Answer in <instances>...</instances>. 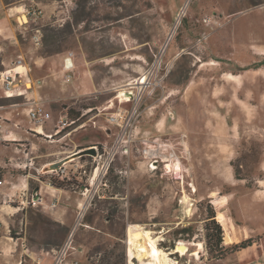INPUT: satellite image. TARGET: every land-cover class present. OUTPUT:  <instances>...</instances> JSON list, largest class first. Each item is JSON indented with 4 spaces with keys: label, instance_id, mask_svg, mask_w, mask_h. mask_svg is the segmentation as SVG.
Listing matches in <instances>:
<instances>
[{
    "label": "rangeland",
    "instance_id": "374dc122",
    "mask_svg": "<svg viewBox=\"0 0 264 264\" xmlns=\"http://www.w3.org/2000/svg\"><path fill=\"white\" fill-rule=\"evenodd\" d=\"M185 1L11 0L8 3L10 6L36 5L42 9L37 23L27 20L25 36L17 33L18 46L28 54L22 57L24 65L30 57L52 58L72 52L75 74L65 81L66 73L60 71L58 62L53 83H49L45 91L47 96L41 93L53 122L55 120L56 124L59 115H65L69 107L87 115L84 127L71 134L65 133L55 139L28 134L36 141L37 145L32 143L33 164L40 170V173L33 168L29 170L28 198L34 196L35 185L51 178L49 171H41L44 163L92 144L111 143L116 128L111 126V137L107 139L102 129H109L105 115H96L87 108L96 106V113L97 107L108 104V100H117L114 96L120 87L141 76L155 88L152 94L149 89L144 92L137 128L173 140L185 134L189 155L187 159L181 158V164L188 168L182 180L151 170L134 152L117 151L106 178L99 184V195L91 199L84 194L85 188H89L90 175L87 177L83 170L91 171L95 161L90 154L70 161L67 169L74 170V174L65 181L71 184L66 189H56L69 191L73 197L72 224L78 207L82 203L87 207L82 220L86 225L79 226L72 241L77 248L73 255L81 262L86 257L97 256L98 264L102 259L104 264V256L108 254L110 262L122 257V264H128L125 240L129 224L149 230L159 247L160 243L175 246L178 241L201 243L198 258L162 248L170 257L169 264H218V259L232 253L226 251L244 240L240 231L233 229L231 234V226L226 229L219 223L227 218L216 211L225 212L234 226L245 223L240 202L258 180L264 179V65L254 69L264 62V0H188L186 11L175 27ZM35 26L43 35L47 33L46 28L60 33L59 52L38 55L44 47L36 49L29 40L31 28ZM45 36L50 42V37ZM3 50L2 56L13 55L14 60L18 57L15 53L19 48L8 41ZM10 67L2 66V70ZM27 74L30 78L28 90L45 85L42 74H36L34 69ZM28 93L26 97H5L0 85V99H11L0 104L5 106L0 113L12 111L14 114L21 110L23 104H11L34 99L27 97ZM129 106V103L124 105L125 108ZM169 111L173 118L169 117ZM160 118L165 120L163 126L157 123ZM27 123L25 120L23 125ZM33 124L30 122L29 126ZM4 126L22 137L27 136L23 128L12 123ZM29 142L32 141H26L27 146ZM10 151L11 147L8 149L0 142V164L7 163L10 156L22 155V151ZM103 159L104 155L96 158L99 162ZM1 170L6 179L21 180L25 175L10 165ZM7 185L16 199L11 204L19 205L20 190L11 187V183ZM47 195L43 188L41 205H25L23 210L18 209L9 227V238H6L10 244L16 241L17 249L19 242L24 241L41 258L47 256L41 248L47 249V242L54 238H59L61 244L72 226L64 224L68 230L60 237L54 225L47 226L43 219L30 218L29 209H32L56 221L49 214V210H54L49 204L53 200L58 203V199ZM5 199L8 202L7 196ZM245 230L244 226L243 232ZM263 235L264 232L251 235L252 242L247 247L262 251ZM6 240L3 246L0 244V259L10 257L14 262L18 254L5 253ZM195 248L188 245L189 251ZM110 250L115 258L114 255L110 257ZM135 258L133 256L132 264L139 263ZM48 262L47 259L45 264Z\"/></svg>",
    "mask_w": 264,
    "mask_h": 264
},
{
    "label": "built area",
    "instance_id": "2783aa9c",
    "mask_svg": "<svg viewBox=\"0 0 264 264\" xmlns=\"http://www.w3.org/2000/svg\"><path fill=\"white\" fill-rule=\"evenodd\" d=\"M21 12L34 23H37L39 16L42 14V9L36 5L28 7L24 4L22 6ZM26 23L27 21H25L23 33L24 36L25 32L27 31ZM29 40L32 42L34 48L37 49L41 46L42 31L38 26L31 28ZM71 56L72 52H69L68 58H71ZM13 63L14 66L0 71V85L3 90V95L5 97H13L14 95H23L26 97V92L30 87V78L26 70L21 72L16 71L18 66H21L23 69H25L23 58L18 56L15 58ZM70 77L71 74L66 73L64 80L68 81ZM141 78H144L142 83L137 84V79L133 82V84H130L131 82H129L124 87L120 88L124 91H131L132 95L130 97H124L120 102L115 100L113 104V110H101V105L97 107L96 113H94L96 115H105V120L110 132L111 126H114L116 130L114 133L115 136H113V139L109 145L107 143H103L101 145L96 143L91 145L95 148V154L90 155L93 159V162L95 161V165L91 171H88V173L85 169L83 170L87 177L90 175L89 188H85L84 194L86 193V196L90 197L91 199L95 195H99L97 194L99 184L103 183V180L106 178L113 156L117 151L123 152L125 154L134 152L147 162V165L151 170H159L161 175H166L174 179L182 180L183 172H187L188 168L181 164V158L187 159L189 155V149L184 139L185 134H181L180 136L176 137V140H173L169 137L163 136L162 134H149L148 132L139 133V131H137V122L139 121L142 113L140 110V103L143 99L144 92L149 89V93L152 94L153 89L155 88V85L152 84V82H147L148 79H145V76H142ZM22 85L25 87H21ZM44 102L45 100H43L41 97L32 100L27 98V100L23 103H15L11 105H24L25 114L28 120L36 124V127L30 128V132L33 135L39 136V138L55 139L61 130H63V128L71 124V121H69L65 115H61L58 117L56 124L53 127V131L50 133H43L40 129L41 126L44 122L51 118V114L46 109ZM108 102H110V100H108L106 103ZM126 103H129V108L124 107ZM4 107V105H0V110L4 109ZM168 115L170 118H173L171 111L168 112ZM6 120L7 119L0 113V142L3 144H14V152L16 153L22 151V155L20 157L10 156L7 159V163L5 161L3 165L0 164V169L10 165L13 167V169L23 172L25 175H23L22 178L27 180L26 187L28 189L29 170L33 168L37 170L38 173H40L39 168H36L33 164V158L35 156H32V142H29V146H27L26 141L28 140L19 139L13 135L10 129H5L4 123ZM14 124L18 126L16 122ZM83 124H85V121L80 123L75 128H78ZM75 128L71 129L67 133L69 134ZM103 155L104 159L101 162L96 160L97 157H101ZM70 163L71 162L62 164L57 170L49 171V174L51 177H57L59 180L71 179L70 174H74V170L70 172V170L67 169V165ZM36 179H38V177H36ZM3 181L4 179L0 178V188L3 184ZM47 181L51 186H53L49 178ZM13 186L14 184H11V187ZM13 195L14 194H11L10 196L7 195L8 202L16 200L13 198ZM17 202H19V204L23 203L22 201L18 200V198ZM25 203L27 204H24V207L28 204L32 206H38L41 204L40 194L37 198H34V196L30 195V198H26ZM56 205V200H53L49 204V208L54 209ZM86 209L87 207L84 204L81 207H78L75 220L67 233L66 239L61 244L54 246L51 243H47V249H44L43 247L41 248V252L46 253L47 256H49L50 264H98L99 259L97 256L96 258H93L92 256L90 258L86 257L84 262H81L76 256L73 255L77 251V248L72 244L73 237L79 226L86 225L82 222ZM17 244L13 249H10L9 254L13 255L18 250ZM18 248L19 258L17 264H42L41 256L38 255L37 252L32 251L24 241L19 242ZM132 258L133 256L126 252V260L128 264H132Z\"/></svg>",
    "mask_w": 264,
    "mask_h": 264
},
{
    "label": "crops",
    "instance_id": "0c3cea01",
    "mask_svg": "<svg viewBox=\"0 0 264 264\" xmlns=\"http://www.w3.org/2000/svg\"><path fill=\"white\" fill-rule=\"evenodd\" d=\"M24 5V3H19V4H15L14 6H10V4H6L4 3L2 0H0V54L2 56L3 53V49H4V44H6V42L8 41L10 44H13L15 47L19 48L18 51H16L17 53H15L17 56H21L24 58L25 55H28L27 52H23L21 50V48L18 46L19 42L17 39V33H21L22 36L24 33V27H25V21H27L29 18H27V16L25 14H23L22 11V6ZM11 56V55H9ZM7 56V54H4L1 57V64L4 68H6L7 66H14V59H13V55L11 57ZM68 56L67 55H59V56H55L52 58H44V57H34L29 59V61L26 62V65L24 66L25 69H23L21 66L16 68V71L21 70V71H25L27 73H29L31 71V69H34V72L36 74H42L41 77L44 79H42L43 81H45V85H39L40 88H37L36 86H34V88L27 90V97H33L34 99H37L39 97H42L43 95L46 97L47 94L45 93V91H47V85L50 83H53V79H54V72L57 70V64L58 62L60 63L61 67H60V71L63 73H70L72 76L75 74V68H76V64L74 61V58L71 57L70 61L67 60ZM21 68V69H20ZM32 75V74H31ZM53 76V77H52ZM53 78V79H52ZM43 95H42V94ZM42 95V96H41ZM117 96V95H116ZM116 96L114 97L115 99ZM113 102V99L110 100V102H108V104L102 106L101 109L106 108L109 109L111 107H113V104H111ZM10 112H6V114L1 113V115L3 117H5L7 120L4 123L9 124L12 123L13 125H15L14 123L16 122L18 124L17 127H21L23 128L26 132H27V136L22 137L21 135L17 134L16 132H14L12 129H10L13 133V135H15L17 138L22 139V140H30L32 141L33 145H37L36 141L32 140V137L28 134H30V128L34 127L33 126H29V120L25 114V108L23 107L21 110H19L18 112H14L11 113ZM63 114H60L59 116H61ZM25 120H27V124H24L26 126L23 125V123L25 122ZM52 122V124H50ZM20 123V124H19ZM159 125L163 126L165 124V120L164 118H160L157 122ZM52 125V126H51ZM55 125V120L53 122V116L51 114V118L48 119L46 122L43 123V125L41 126V131L43 133H50L53 131V127ZM85 124L79 126L78 128H75L73 131H71L69 134L73 133L74 131L84 127ZM16 126V125H15ZM36 126V124H35ZM5 128V126H4ZM6 129V128H5ZM137 131H139V133L141 132L140 129L137 128ZM146 132V131H145ZM144 133V132H141ZM110 134V133H109ZM107 134V139H110V135ZM6 148H12V151L10 152H14V144L12 143H6L4 144ZM43 154H41L42 156ZM40 156V155H39ZM59 157V156H58ZM71 161V160H70ZM68 161V162H70ZM1 163V161H0ZM48 163V162H47ZM44 163L42 165V167L47 164ZM3 184L0 188V244L1 246H3V242L4 240H6V238H9V230H10V224L13 221V216L14 214H16L18 212V209H22L25 204L26 198H28L27 194H28V189L26 187V181L23 178L21 180H16V179H6L3 178ZM16 183H12V182ZM260 181H262L260 183ZM8 183L14 184V187L18 188L20 190V193H18V200L22 201L17 206H13L11 204V202H7V200L5 199L7 195H11L12 192H9V190H11V188L9 187V185H7ZM256 183V182H255ZM189 185H192L191 182H188ZM26 188V190H25ZM45 189V191H47V194L49 195V198L51 197H57V205H56V209L54 208V210H49V214L50 216L63 224H66L67 226H71V222H72V218H71V211L75 210L74 208V203H73V197L71 196V194H69V191H64V190H58L54 187H52L48 181H44L43 183H41L39 185L38 188V192L41 195L40 199L42 200L43 196H42V189ZM63 191V192H62ZM182 192V190H181ZM183 194V193H182ZM46 195V194H45ZM47 195V196H48ZM183 197V195H182ZM44 199V198H43ZM62 200V203H60V201ZM45 202H49L46 201ZM41 205V204H39ZM240 211L243 214V221L245 223L243 224H239L237 226H234L233 223H229L228 219L229 217L226 215L225 212H223L221 209L217 210L216 213H221L225 219V217L227 218V221L225 222H219L222 225L225 226L226 229H228L231 226V231H229L232 234V230H236L237 232H241V239H247L248 237L250 238L251 235L253 234H257V233H263L264 232V179L262 180H258L257 184L252 188V190H249L247 192V195L244 196L240 202ZM218 209V207H217ZM218 218V215H217ZM246 224V225H244ZM244 226L246 227V230L243 232V228ZM8 233V234H7ZM264 236V235H263ZM238 241V240H237ZM236 241V242H237ZM191 242H195V241H191ZM16 241L13 242V244H10V242H8L6 240V243L4 244V251L5 253H7L10 256H14L15 254H18V257L16 259V261L12 262V260H10V257H7L5 259H0V264H17L18 258H19V249L13 254H9L10 249H13L16 245ZM198 243V242H196ZM201 246V243H199ZM264 244V243H263ZM0 246V247H1ZM263 246V245H262ZM200 255V251L197 252L196 254H193L191 256L198 258ZM48 259V264H50V258L49 256H46V258H42L41 259V263L45 264L46 260ZM218 264H264V246L262 247V251L260 249H256L253 246L247 247L246 249H242V250H237L235 252H232L228 255H226L225 257L218 259Z\"/></svg>",
    "mask_w": 264,
    "mask_h": 264
},
{
    "label": "trees",
    "instance_id": "16d2710c",
    "mask_svg": "<svg viewBox=\"0 0 264 264\" xmlns=\"http://www.w3.org/2000/svg\"><path fill=\"white\" fill-rule=\"evenodd\" d=\"M4 3L8 4L11 2V0H2ZM47 30V33L45 35H48V37H50V42L46 41V36L42 34V46L40 47H44L42 49L39 50L38 52V55H41V56H49V55H53L54 53H57L60 51V33L58 31H55L53 28H46ZM1 54H0V71L2 70V64H1ZM261 65H264V62H262L261 64H259L258 66H255L254 69H258ZM11 99H7V98H1L0 99V104L2 103H7V101H9ZM95 107L96 106H92V107H89L87 109H91V111H94L95 113ZM65 116L67 117V119L69 121H71V124L67 125L65 128H63V130H61V132L57 135V137H61L62 135H64L65 133H67L68 131H70L71 129L75 128L76 126H78L80 123L84 122L86 119H87V115L86 114H83L79 111H75L73 108H68L66 109L65 111ZM3 175V172L2 170L0 169V178H3L2 177ZM53 187L55 188H59V189H66L65 187H67L69 184H71L70 182L68 181H65V180H57L56 178H49ZM38 181L39 182H43V179H39L38 178ZM28 184H29V181H28ZM35 187L39 188L38 184L35 185ZM34 187V188H35ZM30 204H28L26 207H28ZM24 208H22L23 210ZM29 212H30V218H34L35 220H38V219H43L42 222L43 224L49 226V225H54L56 227V229H58V232L60 234V237H63L65 236L67 230H68V227L64 224H61L60 222H57V221H52L50 220L48 217L46 216H42V214H40L39 212H32V209H29ZM215 220H216V213H215ZM41 222V223H42ZM216 222H218L216 220ZM58 240L59 238H54L53 241H48L47 243H51L52 245L56 246V245H59L60 243H58ZM251 242H252V239L249 238L247 240H243L239 243H236L234 244L231 249L229 251H226L227 253L229 252H233V251H237V250H240V249H243L249 245H251ZM161 248H164L166 250H171L174 248V244H171V245H162L161 243L159 244ZM106 251V249H105ZM176 253L172 254V255H175ZM113 251L110 250V257L113 256ZM115 258V255L113 256ZM104 258L106 259L105 260V263L104 264H122V257L117 260H114L112 262L109 261V255L106 254V256H104ZM178 260V259H177ZM103 259L101 260L100 264H103ZM179 262V261H178Z\"/></svg>",
    "mask_w": 264,
    "mask_h": 264
},
{
    "label": "bare ground",
    "instance_id": "6f19581e",
    "mask_svg": "<svg viewBox=\"0 0 264 264\" xmlns=\"http://www.w3.org/2000/svg\"><path fill=\"white\" fill-rule=\"evenodd\" d=\"M188 2L189 1L187 0L183 3V7L175 23V27L178 26L181 16L185 13ZM17 72H21V70H18ZM140 78L136 81L137 84L143 82V78H141V81H140ZM130 84H133V82H131ZM131 95H132L131 91L129 90L124 91L120 89L117 95V98H118L117 100L120 102L123 100L124 97H130ZM103 109H106V108H103ZM83 204L84 203H82V205ZM125 243L127 245V253L129 255L135 256L139 260L138 264H169L171 263V262H168L170 260L169 255H167V253L156 244L155 238L150 235V231L141 230L138 224H129L128 229H127V238L125 240ZM188 245H193L196 248L189 251ZM199 248H201L199 243H196V242L185 243L183 241H178L175 244L172 251L177 252L181 255L189 254L191 256L199 252L200 251Z\"/></svg>",
    "mask_w": 264,
    "mask_h": 264
},
{
    "label": "water",
    "instance_id": "95a60500",
    "mask_svg": "<svg viewBox=\"0 0 264 264\" xmlns=\"http://www.w3.org/2000/svg\"><path fill=\"white\" fill-rule=\"evenodd\" d=\"M67 60L70 61V58H68ZM102 129L104 132L109 134V129L107 127H102ZM84 154L94 155L95 154V148L93 146H88V147H85L81 150H78L77 152H73V153H70L64 157H61L55 161L48 162L43 167H41V171L42 172H48V171L57 170L62 164L67 163L68 161H70L76 157L82 156ZM33 193H34V198H37L38 197V188L37 187L34 188Z\"/></svg>",
    "mask_w": 264,
    "mask_h": 264
}]
</instances>
